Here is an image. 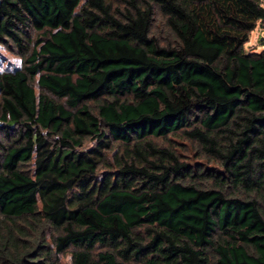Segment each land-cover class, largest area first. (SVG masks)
I'll use <instances>...</instances> for the list:
<instances>
[{
    "label": "trees",
    "instance_id": "trees-1",
    "mask_svg": "<svg viewBox=\"0 0 264 264\" xmlns=\"http://www.w3.org/2000/svg\"><path fill=\"white\" fill-rule=\"evenodd\" d=\"M259 23L264 0H0L21 59L0 70V264H264Z\"/></svg>",
    "mask_w": 264,
    "mask_h": 264
},
{
    "label": "rangeland",
    "instance_id": "rangeland-1",
    "mask_svg": "<svg viewBox=\"0 0 264 264\" xmlns=\"http://www.w3.org/2000/svg\"><path fill=\"white\" fill-rule=\"evenodd\" d=\"M154 33L158 38H167L168 34L160 21L154 26ZM246 51L262 52L264 50V25L259 23L256 30L252 32L250 41L245 45ZM21 66V59L0 45V70L4 68H16ZM39 92V89L37 90ZM92 109L95 107L92 105ZM90 143L89 146H92ZM62 264H71V255L67 253L60 257Z\"/></svg>",
    "mask_w": 264,
    "mask_h": 264
}]
</instances>
